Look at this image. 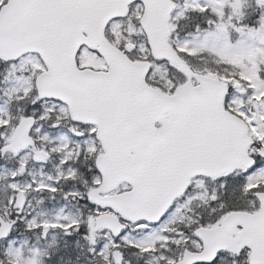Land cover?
Returning a JSON list of instances; mask_svg holds the SVG:
<instances>
[{
  "label": "snow or ice",
  "instance_id": "snow-or-ice-1",
  "mask_svg": "<svg viewBox=\"0 0 264 264\" xmlns=\"http://www.w3.org/2000/svg\"><path fill=\"white\" fill-rule=\"evenodd\" d=\"M0 264H264V0H0Z\"/></svg>",
  "mask_w": 264,
  "mask_h": 264
}]
</instances>
